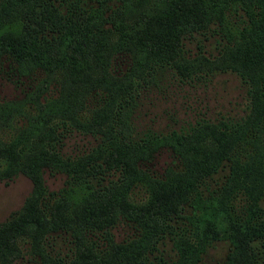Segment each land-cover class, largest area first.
<instances>
[{"label": "trees", "instance_id": "trees-1", "mask_svg": "<svg viewBox=\"0 0 264 264\" xmlns=\"http://www.w3.org/2000/svg\"><path fill=\"white\" fill-rule=\"evenodd\" d=\"M196 35H217V52L190 55ZM164 69L183 82L234 72L246 86L244 110L135 132L139 88ZM1 73L27 80L18 101L33 113L20 132L46 128L50 147L18 152L19 136L0 146L8 154L0 178L24 173L33 185L0 221V264L14 263L19 243L34 264H200L217 240L228 244L219 264H264V0H0ZM51 84L57 94L41 102ZM89 92L98 100L87 106ZM56 114L61 128L99 138L91 153H59ZM161 149L175 162L156 173ZM42 167L64 173L63 186L47 191ZM119 221L132 233L116 240ZM55 236L66 250L51 254ZM164 238L173 256L159 249Z\"/></svg>", "mask_w": 264, "mask_h": 264}, {"label": "rangeland", "instance_id": "rangeland-1", "mask_svg": "<svg viewBox=\"0 0 264 264\" xmlns=\"http://www.w3.org/2000/svg\"><path fill=\"white\" fill-rule=\"evenodd\" d=\"M216 39H218L217 35H196L186 41V48L190 55L195 54L198 49L202 50L205 55H213L218 48ZM198 42L201 45L199 47L196 46ZM123 65L121 64L119 69H123ZM155 77L156 82L143 83V86L139 88L136 104L132 109L131 123L137 133L141 134L149 129L165 133L170 129L186 127L188 123L191 124L199 118L215 120L229 113L240 114L244 110L246 86L234 72L206 74L202 78H193L183 82L172 75L171 69H164L158 72ZM27 85L25 79L15 83L5 74H0V146L19 136L20 143L16 151L19 152V149L27 148L29 154H32L37 152L41 145L49 150L50 143L47 132H45L46 128L34 126L25 132H20L26 127L24 126L27 123L26 116L33 113L31 102L21 104L22 101H18L24 97L23 90ZM57 89L56 85L51 84L39 95L38 99L43 102L45 98L55 96ZM84 99L89 106L97 102L98 96L89 92ZM88 115V110L80 112L81 117ZM60 119L61 117L56 114L49 121V126L56 125L58 126L57 131H60L58 140L55 142V148L59 150V153L70 160L84 153H91L99 142V138L71 125L61 128ZM7 155L6 153L4 156L0 154V172L8 167ZM173 162L175 160L170 152L161 149L155 155L151 169L158 173ZM40 170L47 191L63 186L64 173L54 172L46 167H42ZM221 173L222 171L218 177H215L216 180ZM108 177L113 176H104L103 182ZM32 186L30 178L24 173H18L10 178H0V221L6 219L12 211L20 207L30 195ZM142 194L140 187L132 189L133 198H140ZM111 232L114 239L121 240L132 233V228L125 222L119 221L112 227ZM50 239L54 240V245L46 248L51 254L54 251L66 250L64 236H55ZM19 246L23 249L13 264H34L31 257L24 251L27 243H19ZM227 248L228 244L224 240L212 242L202 254L200 264H219L224 259ZM159 249L165 255L173 256L174 254L171 241L168 238L163 239Z\"/></svg>", "mask_w": 264, "mask_h": 264}]
</instances>
